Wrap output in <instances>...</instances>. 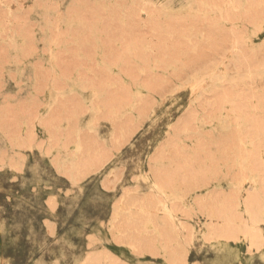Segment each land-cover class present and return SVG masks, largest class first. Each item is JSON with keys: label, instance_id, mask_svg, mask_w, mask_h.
Segmentation results:
<instances>
[{"label": "rangeland", "instance_id": "obj_1", "mask_svg": "<svg viewBox=\"0 0 264 264\" xmlns=\"http://www.w3.org/2000/svg\"><path fill=\"white\" fill-rule=\"evenodd\" d=\"M0 264H264V0H0Z\"/></svg>", "mask_w": 264, "mask_h": 264}]
</instances>
